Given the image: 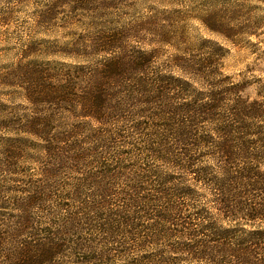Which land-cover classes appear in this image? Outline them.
<instances>
[{
	"label": "trees",
	"instance_id": "trees-1",
	"mask_svg": "<svg viewBox=\"0 0 264 264\" xmlns=\"http://www.w3.org/2000/svg\"><path fill=\"white\" fill-rule=\"evenodd\" d=\"M26 2L0 0V40ZM171 28L148 51L115 53L120 28L73 45L83 60L60 70L0 73V175H20L0 185V264H264V91L243 96L211 41L164 57Z\"/></svg>",
	"mask_w": 264,
	"mask_h": 264
},
{
	"label": "rangeland",
	"instance_id": "rangeland-1",
	"mask_svg": "<svg viewBox=\"0 0 264 264\" xmlns=\"http://www.w3.org/2000/svg\"><path fill=\"white\" fill-rule=\"evenodd\" d=\"M49 1L28 0L12 10L15 12L12 19L2 29L0 73L7 70L16 73L19 67L30 72L38 66L43 70H60L64 64L83 60L78 58V48L73 45L120 28H124V43L115 53L148 51L157 48V25H165L172 27L176 47H164L167 48L164 57L172 55L179 47L185 49L184 43L211 41L224 51L223 73L235 83L245 80L248 84L243 96L252 100L264 91V0H66L53 23H35L34 9ZM20 40H34L38 44L37 52L32 47L36 54L20 55L17 46ZM152 41L154 46L148 45ZM60 74L53 73L56 78H60ZM11 89L23 92L20 84ZM0 97L4 102L9 100L7 96ZM12 105H24L18 94ZM34 167L33 174H37L36 166L28 168ZM4 176L0 175L1 186L9 179L18 181L20 175L15 171ZM9 187L4 196L11 198L23 186L12 183ZM2 210L0 208V212ZM23 237V233L14 234L11 245Z\"/></svg>",
	"mask_w": 264,
	"mask_h": 264
}]
</instances>
